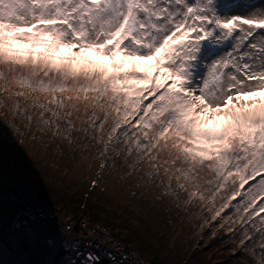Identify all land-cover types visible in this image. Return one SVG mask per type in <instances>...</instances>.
<instances>
[{"label": "snow or ice", "instance_id": "snow-or-ice-1", "mask_svg": "<svg viewBox=\"0 0 264 264\" xmlns=\"http://www.w3.org/2000/svg\"><path fill=\"white\" fill-rule=\"evenodd\" d=\"M221 7L219 0H0V108L27 124L38 112L41 130L70 141L81 109L93 129L114 111L109 143L124 136L133 166L146 163L149 178L168 177L169 195L210 208L231 183L214 218L242 195L239 181L238 204L254 228L260 217L264 234V0H248L240 12ZM3 129L0 121V136ZM98 261L89 254L84 264Z\"/></svg>", "mask_w": 264, "mask_h": 264}, {"label": "rangeland", "instance_id": "rangeland-1", "mask_svg": "<svg viewBox=\"0 0 264 264\" xmlns=\"http://www.w3.org/2000/svg\"><path fill=\"white\" fill-rule=\"evenodd\" d=\"M219 2L222 5L221 11L240 12L243 11L242 6L246 5L248 0H219ZM254 2L259 3L260 0H254ZM8 116L10 118L12 117L10 114ZM7 135L12 138L10 143L12 141L16 143L13 134L7 133ZM30 149V154L32 155L30 161H35L36 163L38 152L45 150H41L39 146H32ZM123 149L125 148L123 147ZM161 155L163 157L166 154ZM100 156L102 161L103 159H107L108 154L107 152H103ZM120 158L121 162L118 163L125 168L121 170V174L127 177L120 180L119 187L105 190L106 194L103 193L105 198L102 201V205L109 212L118 213L121 217L126 218V214H128V222L132 227L146 232L149 240H144V243H140L146 258L156 260V256H160L165 261L172 262L173 264H185V259H187L186 264H259L260 253L264 252V234L257 231V228L262 227L259 224L260 217L254 218L257 222V227L254 228L252 226V220H248V214L243 211L244 204H238L239 201L244 199V190L239 189V181L235 185V190L241 191L242 195L237 196L236 200H232L229 206L220 213L219 217L214 218V213L219 210L224 198L231 196L234 190L231 183L221 191L220 195L216 198L214 206L211 208L208 207V201H205L203 204L198 202L187 203L186 197L184 198L182 195L184 202L178 203L179 206H182V209L177 214L174 222L170 223V207L168 206L169 209L155 208L153 211L147 212L148 209L142 208L139 204L127 205V202H130V200L137 203L141 199H137L136 194H130L129 191L127 195L125 194L128 188L127 184L133 179H143L144 175L146 176L152 169L148 168L146 163L135 164L133 166L134 156ZM0 163L4 165L1 160ZM102 165L105 167L104 164ZM15 166L17 169L19 167L24 168L27 176H18L16 183L21 189L16 184H12L7 178L0 180V228L5 230L11 225L17 208L22 204L32 203L30 201L35 199L34 201L44 200L52 206L49 203L52 201L51 197L45 191V187L39 186L34 188L36 183L30 184L28 182V180H32L28 178L32 164L22 161V163H16ZM103 167L100 168L101 171L97 174V180L92 181L90 184L89 181L91 179L88 180L90 176L85 179L86 176L80 173L64 175L65 180L67 179L65 181L66 187L74 189L77 186L75 182L82 184L86 181V186L92 185L93 187L91 190L93 193L92 201L95 198L98 202L100 200L103 182H105L103 175L104 173L111 172H106ZM174 171L173 168L169 175H172ZM153 180L161 181L160 179ZM166 180L168 181V177L164 176L163 181ZM175 183V180H173L172 184L175 185ZM249 183H254V181H250ZM164 184L167 185V182H164ZM156 186L155 182V186H152L151 192L148 188H145V191L143 189L139 194L144 191L143 194L146 193L145 195L150 196L149 194H152L156 190ZM247 187L248 185H245V189ZM12 197L16 199V203L9 200ZM150 197L152 198V196ZM163 198L170 199L166 186L162 188L158 187L157 189L158 202L156 203L158 207L165 204ZM168 203L170 204V201ZM260 203H264V201ZM233 205L237 207H233ZM153 206V204H148L149 210H152ZM128 208L132 209L129 213L126 212ZM54 209L56 210V218L52 221L53 223L60 222L65 224L68 220L76 217L75 212L70 207L64 209L62 206H54ZM254 211H256L255 208L250 209V212ZM69 214L70 217L68 216ZM261 216H264V213H261ZM245 231H247L248 235L252 236L251 241L246 239ZM47 233L54 238H60L64 235L61 229H57L54 226L47 227ZM7 237L12 245H18V242L12 236L8 235ZM40 240L44 239L41 237ZM129 246L134 247V244L129 242ZM2 255L9 258L11 253L0 241V264H7L4 263ZM195 255L196 258H194Z\"/></svg>", "mask_w": 264, "mask_h": 264}, {"label": "trees", "instance_id": "trees-1", "mask_svg": "<svg viewBox=\"0 0 264 264\" xmlns=\"http://www.w3.org/2000/svg\"><path fill=\"white\" fill-rule=\"evenodd\" d=\"M6 114L5 109L0 108V121H3L4 129L3 135L0 136V144L3 146L2 163H0V180L2 178H7L12 184H16L18 176L26 177L24 168H16L15 164L23 162H30L32 164L29 177L32 180H28L30 184L36 183L35 187L44 186L45 191L50 195L51 202H49L52 207L62 206L64 209L69 207L73 209L76 217L84 218L89 221L99 222L108 226L111 233L118 237L120 240L124 241L128 246L129 242L134 244V249L140 251L144 257L145 254L142 250V245L144 240L148 241V237L144 230H139L138 228H133L128 222V214L126 218L121 217L118 213L109 212L103 208L102 201L104 200L106 194L105 190L108 188H117L120 186V180L126 178V175L121 174L123 168L118 162H121L120 157L130 158L127 154V146L125 144V137L120 136L116 143H109V136L111 132L109 131L114 120L117 118V113L112 111L107 122L101 129H93L91 124L87 122L85 112L83 109L76 113L72 119L76 129L72 132V139H65L59 135H53L50 131L41 130V128L36 123V112L33 115V121L31 124H27L23 119L9 117ZM122 118V114L120 116ZM131 119V117H129ZM63 127V123H61ZM13 134L16 139V147L10 143L9 137L7 135ZM115 140L116 137H113ZM32 146H39L41 150L38 152V157L34 162H31L32 155L30 154V148ZM123 147L125 149H123ZM123 150V151H122ZM13 152V153H12ZM103 152H107L108 156L106 160L101 161V156ZM21 153L23 154L21 157ZM95 153V155H94ZM93 154V156H92ZM97 162V163H96ZM102 164L105 165L104 170L110 173H104L103 187L101 190L100 200L93 199V189L92 185L86 186V181L82 184L76 183L77 185L74 189L67 188V179L63 177L66 174H82L85 175L87 179L89 176V184L92 181L97 180V174L102 168ZM5 170V172H4ZM3 174V175H1ZM211 176L205 174L204 179H210ZM146 174L143 179H133L127 184V192L130 194H136L137 199L141 198L137 203L130 200L127 205H140L142 208L148 209L147 212L153 211L155 208L165 209L170 207V223H173L177 217V214L182 209L179 206V202H184L181 197L177 200L174 196L170 195V199L163 198L162 206L158 207L157 203V189L166 186L161 181H155ZM156 190L148 195L143 194L145 188H148L151 192L152 186H155ZM203 182V181H202ZM18 188L21 189L19 185ZM25 186V185H23ZM32 186V185H31ZM28 187V185H27ZM172 187H176L172 184ZM144 191L139 194L140 191ZM24 191V190H22ZM38 191V190H37ZM149 192V193H150ZM69 197V198H68ZM185 198V196H184ZM32 199V198H28ZM35 200V199H34ZM34 200L30 201L33 202ZM167 200V201H166ZM170 201V204L168 203ZM148 204H153L152 210H149ZM170 205V206H169ZM164 206V208H163ZM168 206V207H167ZM169 209V208H168ZM166 209L167 211H169ZM131 208L126 210L127 213L131 212ZM50 235V234H48ZM52 236V235H50ZM131 247V246H130ZM196 258V255L194 256ZM150 264H173L172 262H167L160 256H156V260H150L146 258ZM184 263H187L185 259Z\"/></svg>", "mask_w": 264, "mask_h": 264}, {"label": "built area", "instance_id": "built-area-1", "mask_svg": "<svg viewBox=\"0 0 264 264\" xmlns=\"http://www.w3.org/2000/svg\"><path fill=\"white\" fill-rule=\"evenodd\" d=\"M9 200L16 203L13 197ZM55 211L44 200L25 203L17 208L10 225L12 232L24 244L32 246L34 252L42 254L47 264H54V257L62 249L67 250L58 264H84L89 254L98 256L99 261L110 259L106 264H150L140 251L114 236L108 226L80 217L65 224L53 223ZM49 226L61 229L64 235L60 238L48 235Z\"/></svg>", "mask_w": 264, "mask_h": 264}, {"label": "water", "instance_id": "water-1", "mask_svg": "<svg viewBox=\"0 0 264 264\" xmlns=\"http://www.w3.org/2000/svg\"><path fill=\"white\" fill-rule=\"evenodd\" d=\"M10 231V226L8 228ZM5 229L0 228V241L3 245L10 251L11 257L2 259L7 261V264H47L45 257L42 254H37L34 252L33 247L28 244H23L22 246H14L10 243L8 238L6 237ZM15 235V233H13ZM67 249H62L60 253H58L54 257V264H58L61 257L66 253ZM110 261L108 258H104L98 262V264H106Z\"/></svg>", "mask_w": 264, "mask_h": 264}, {"label": "flooded vegetation", "instance_id": "flooded-vegetation-1", "mask_svg": "<svg viewBox=\"0 0 264 264\" xmlns=\"http://www.w3.org/2000/svg\"><path fill=\"white\" fill-rule=\"evenodd\" d=\"M8 231H6V237L8 236V235H10V236H12V238L17 242V236L16 235H14L13 234V232L12 231H10L9 229H7ZM8 238V237H7ZM9 240V239H8ZM20 242V241H19ZM19 242H18V245L17 246H19ZM24 244V243H23ZM4 258H6V256H4V255H2ZM10 257H11V255H10ZM4 261V260H3ZM4 263H7V261H5Z\"/></svg>", "mask_w": 264, "mask_h": 264}, {"label": "bare ground", "instance_id": "bare-ground-1", "mask_svg": "<svg viewBox=\"0 0 264 264\" xmlns=\"http://www.w3.org/2000/svg\"><path fill=\"white\" fill-rule=\"evenodd\" d=\"M20 241V242H19ZM17 242H19V246H22L23 245V241H22V239H20V238H18L17 237Z\"/></svg>", "mask_w": 264, "mask_h": 264}]
</instances>
